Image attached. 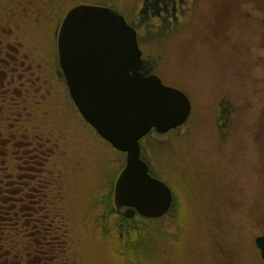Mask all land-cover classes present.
Here are the masks:
<instances>
[{
    "label": "rangeland",
    "instance_id": "obj_1",
    "mask_svg": "<svg viewBox=\"0 0 264 264\" xmlns=\"http://www.w3.org/2000/svg\"><path fill=\"white\" fill-rule=\"evenodd\" d=\"M23 1L27 10L37 6V0ZM79 1L115 5L126 15L133 3L41 0L47 37ZM191 6L198 14L193 11L182 45L163 50L148 35L140 36L144 58L160 59L163 82L183 89L192 103L181 128L164 135L152 130L141 139L142 157L183 201L188 231L180 251L157 250L150 254L156 263L147 262L143 249H126L128 258L122 257L107 230L96 229L94 209L89 224L83 218L93 193L105 192L126 155L82 117L67 88L58 96L56 122L40 125L44 138H0L25 150L39 148L35 170L45 164L65 174L58 188L74 212L79 264H264L256 246V237L264 234V0H195ZM166 228L176 231L171 221Z\"/></svg>",
    "mask_w": 264,
    "mask_h": 264
},
{
    "label": "water",
    "instance_id": "obj_2",
    "mask_svg": "<svg viewBox=\"0 0 264 264\" xmlns=\"http://www.w3.org/2000/svg\"><path fill=\"white\" fill-rule=\"evenodd\" d=\"M58 49L71 98L82 117L126 155L115 180L113 202L127 218L165 215L171 186L150 172L141 139L152 130L167 133L189 119L187 93L146 74L137 29L118 10L78 3L64 17ZM125 207L123 211L121 209Z\"/></svg>",
    "mask_w": 264,
    "mask_h": 264
},
{
    "label": "trees",
    "instance_id": "obj_3",
    "mask_svg": "<svg viewBox=\"0 0 264 264\" xmlns=\"http://www.w3.org/2000/svg\"><path fill=\"white\" fill-rule=\"evenodd\" d=\"M194 1L133 0L128 15L115 5L107 6L125 15L137 29L139 42L140 36L148 35L154 48L157 44L158 48L164 50L184 43L191 19L195 16L193 11L198 14L197 7L193 10L191 6ZM159 60L144 58L143 72L157 73L163 77ZM176 83L182 85L179 81ZM12 141L7 139L1 143L0 139V149H4L3 154L0 151V264H79L78 253L72 242L74 212L70 203L61 198L58 188L61 187L59 175L63 177L65 174L53 167L48 171L45 164L44 170H35L41 161V150H32L31 147L25 150L21 146L16 147ZM17 161L23 168L20 174L15 172L14 163ZM149 167L150 172L157 176L150 164ZM120 169L110 182H105V192H100L98 188L93 193L83 218L89 224V216L94 209L96 229L107 230L106 235L114 246L113 251L120 250L122 257L128 258L126 249H143L148 253L147 262L156 263L151 253L169 250L175 254L176 250L180 251L188 228L185 207L178 192L171 187L173 204L165 215L145 217L136 213L132 218H127L116 210L113 202L115 180ZM51 177L53 180L50 182ZM170 221L174 224L175 232L166 228ZM256 246L264 262V234L256 237Z\"/></svg>",
    "mask_w": 264,
    "mask_h": 264
},
{
    "label": "flooded vegetation",
    "instance_id": "obj_4",
    "mask_svg": "<svg viewBox=\"0 0 264 264\" xmlns=\"http://www.w3.org/2000/svg\"><path fill=\"white\" fill-rule=\"evenodd\" d=\"M4 1L0 4V125L6 127L0 126V138H44L41 123L56 122L58 96L66 88L69 91L58 49L67 12L56 32L47 37L41 0L29 10L23 8V0Z\"/></svg>",
    "mask_w": 264,
    "mask_h": 264
}]
</instances>
